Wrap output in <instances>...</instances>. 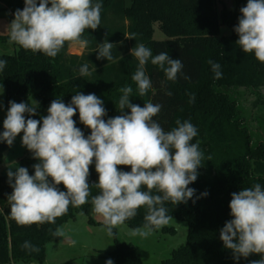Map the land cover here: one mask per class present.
I'll list each match as a JSON object with an SVG mask.
<instances>
[{"label":"trees","instance_id":"1","mask_svg":"<svg viewBox=\"0 0 264 264\" xmlns=\"http://www.w3.org/2000/svg\"><path fill=\"white\" fill-rule=\"evenodd\" d=\"M0 1L11 11L12 19L15 11L25 6L24 0ZM100 2V26L83 33L82 38L88 40V44L82 55L68 52L74 42H66L54 58L19 45L15 54H0V60L7 61L0 71V84L6 86V106L9 107V101L33 103L34 96L37 115L31 118L42 123L41 118L54 99H62L68 104L77 92L94 93L103 100L107 110L105 119H108L122 114L117 108L122 96L120 89L125 86L133 89L131 103L141 107L149 101L161 104V111L154 119L165 131L177 127V120L192 123L198 133L192 143L199 142L203 153L197 180L189 185L196 190L194 197L187 203L175 205L166 201L163 205L167 215L188 223V234L186 243L174 249L162 264H250V261L260 259L259 254H252L237 261L220 239V230L232 219L231 194L257 183L264 187V120L256 116L253 129L238 97L240 89H247L258 94L255 109L264 102L261 95L264 63L259 62L254 53H244L236 43L239 37L234 27L241 16L240 8L246 6L247 0H235L233 9L224 7L220 13L216 0H132L129 7L125 0ZM155 23H159L168 39L153 38ZM222 24L231 28V35L220 34ZM132 37L134 39H130ZM9 40V36L0 34L1 47ZM105 40L114 44L111 61L97 59L98 44ZM140 43L150 48L153 56L167 52L170 58L180 59L184 65L177 80L168 81L163 70L153 65L150 58L145 72L152 87L144 96L139 95L132 80L139 61L131 55V49ZM209 60L221 65L220 79L215 78ZM85 64L90 74L81 76L80 68ZM185 75L190 79H184ZM167 91L172 95H166ZM193 96L194 102H189ZM124 113H130V109H125ZM73 119L85 136L90 135V129L79 120L78 110ZM3 130L1 121L0 133ZM9 147L6 142H0V162ZM38 162L26 157L21 167L34 175L33 165ZM118 167L121 171H131L130 166ZM97 182L93 163L88 177L92 186L88 203L81 207L70 205L67 213L58 217L54 224L21 226L10 216L8 196L13 189L8 178L0 176V264L19 261L43 264L46 243L58 238L52 233L76 212L92 206L91 197L99 194V189L94 186ZM58 187L66 191L62 184ZM205 192L208 195L202 196ZM153 194L160 193L153 190ZM146 212V207H141L137 215L125 223L132 228L143 227ZM24 241H30L38 251L23 248ZM109 255L115 264H144L133 243L117 238L115 249Z\"/></svg>","mask_w":264,"mask_h":264},{"label":"clouds","instance_id":"2","mask_svg":"<svg viewBox=\"0 0 264 264\" xmlns=\"http://www.w3.org/2000/svg\"><path fill=\"white\" fill-rule=\"evenodd\" d=\"M24 5L22 10L15 11L9 24L10 42L52 58L66 42L86 47L88 40L82 38L83 33L86 29L96 30L101 22L100 0H24ZM240 13L234 27L239 37L236 43L244 53H254L264 63V0H247ZM113 47L107 40L98 44L97 59L113 60ZM131 55L139 61L132 80L140 96L152 87L145 72L150 58L168 81H176L184 67L180 59L170 58L167 52L153 56L143 43L135 45ZM6 63L0 60V71ZM209 64L215 78L220 79L221 65L212 60ZM89 74L88 66L83 65L80 75ZM184 79L190 77L185 75ZM120 92L117 109L122 114L108 119H105L107 110L103 100L94 93L77 92L68 104L54 99L48 114L41 118L42 123L31 118L37 115L36 102L9 101L0 142L12 146L23 133L22 145L39 161L33 165L34 175L26 167H16L15 171L9 168L7 172L13 189L8 196L10 216L18 225L54 224L70 205L81 207L88 203L92 188L88 177L93 163L98 174L94 186L99 194L91 197L92 211L104 218L110 237L114 235L113 228L134 218L141 207L147 209L145 224L143 228L133 229L130 235L147 237L153 229L167 225L173 218L163 206L166 201L178 205L194 197L196 190L189 185L197 180L203 159L199 142L192 143L198 134L196 127L189 121L177 120V127L165 131L154 119L161 111V104L149 101L141 107L131 103L130 86L122 87ZM165 94L172 95L170 91ZM189 102H194V96ZM125 109H130V113L125 114ZM77 110L80 122L90 129L88 136L73 119ZM118 166H130L131 171H121ZM61 184L66 191L60 190ZM153 190L160 194L154 195ZM231 196L232 219L220 230V239L235 260L259 254L260 259L250 264H264V187L257 183ZM52 234L64 235L59 228ZM22 247L30 252L38 251L30 241H24ZM106 264L113 261L108 259Z\"/></svg>","mask_w":264,"mask_h":264},{"label":"rangeland","instance_id":"3","mask_svg":"<svg viewBox=\"0 0 264 264\" xmlns=\"http://www.w3.org/2000/svg\"><path fill=\"white\" fill-rule=\"evenodd\" d=\"M126 6L132 5V0H125ZM219 13L224 7L233 9L235 0H216ZM11 11L0 1V34L9 36V24ZM220 34L229 36L232 34L231 28L226 25H220ZM155 40H166L167 35L160 29L159 23L154 24ZM19 49L15 42H8L5 46H0V54H15ZM74 52L80 51L78 47L72 48ZM0 122L6 118L8 107L6 106V86L0 84ZM264 96V89L261 91ZM239 101L245 109L246 115L251 121L252 127H256L254 118L258 116L264 120V102L259 104L255 109V100L258 94L252 90L240 89ZM32 101L35 104L34 96ZM48 112L43 114L46 116ZM22 134H19L4 153L3 160L0 162V176L7 177L9 168L12 171L16 167H21V162L24 158H33L32 153L22 145ZM143 228V227H140ZM59 229L64 233L57 240L46 243V255L43 264H106L108 259L115 260L109 252L115 249V238L122 242H131L136 248L144 264H162V262L171 256L174 249L184 245L187 241L188 223L184 220L172 218L169 223L159 229H153L147 237L139 235L132 236L130 232L133 229L127 223L113 228L114 235L109 236L104 224V218L92 211V206L87 210L75 213V216L63 223ZM16 264H40L35 261L23 262L19 261Z\"/></svg>","mask_w":264,"mask_h":264},{"label":"crops","instance_id":"4","mask_svg":"<svg viewBox=\"0 0 264 264\" xmlns=\"http://www.w3.org/2000/svg\"><path fill=\"white\" fill-rule=\"evenodd\" d=\"M76 47H78V48L80 49V51H78V52H74V51L72 50V48H76ZM84 51H85V47H81V46H80L79 44H77V43H72V44L69 46V49H68V52H69L70 54H75V55H82Z\"/></svg>","mask_w":264,"mask_h":264}]
</instances>
